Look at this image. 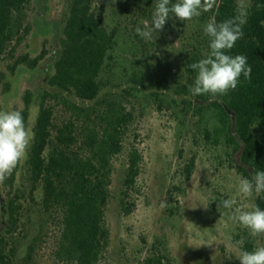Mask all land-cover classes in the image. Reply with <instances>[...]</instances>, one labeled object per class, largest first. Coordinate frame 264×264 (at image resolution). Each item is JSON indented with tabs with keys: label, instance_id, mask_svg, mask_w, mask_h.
I'll list each match as a JSON object with an SVG mask.
<instances>
[{
	"label": "rangeland",
	"instance_id": "374dc122",
	"mask_svg": "<svg viewBox=\"0 0 264 264\" xmlns=\"http://www.w3.org/2000/svg\"><path fill=\"white\" fill-rule=\"evenodd\" d=\"M70 2L36 0L26 8L28 32L16 53L36 57L45 48L49 55L36 70L20 68L11 76L7 72L10 62H0L9 83V92L0 90V110L21 111L24 93L30 90L35 99L27 128L32 133L44 92L53 95L48 101L55 106L58 124L70 116L62 100L81 107L90 105L70 96L63 99L46 83L48 74L53 73H48V67ZM100 16L109 29L117 25L107 4H103ZM131 31L120 30L100 76L99 100L112 97L134 119L125 150L113 161L112 194L105 219L110 244L99 264H146L154 256L164 257L169 264H240L235 257L239 250L236 241L251 239L253 248L264 246V235L251 237L229 219L230 210L217 207L230 197L256 205L258 195L245 200L237 193L239 178L243 177L237 170L239 152L234 153L235 147L228 146L224 138L215 141L213 135L219 126L211 109L199 112L192 97L181 94L187 78L184 50L175 36L169 41L158 30L153 42L145 41L144 48L137 50ZM205 131L211 133L209 138ZM130 145L140 150L143 161L136 186L127 199L134 209L125 214L120 193ZM192 160L194 167L188 174ZM25 161L18 165L13 188L0 184V238L6 230L8 196L20 190L21 217L11 238L16 261L30 255L29 264H63L56 258L61 218L43 212L40 191L35 192L33 200L30 198Z\"/></svg>",
	"mask_w": 264,
	"mask_h": 264
},
{
	"label": "trees",
	"instance_id": "16d2710c",
	"mask_svg": "<svg viewBox=\"0 0 264 264\" xmlns=\"http://www.w3.org/2000/svg\"><path fill=\"white\" fill-rule=\"evenodd\" d=\"M36 0H0V62L9 61L7 72L13 76L18 69L36 70L48 57L44 48L36 57L17 55V47L28 32L26 8ZM236 0H217V6L192 21L182 22L174 16L168 18L162 32L170 41L174 37L184 50L183 65L187 84L181 94L196 102L198 111L211 109L218 128L215 141L224 138L228 146L239 152L238 172L251 178L256 170H264V0H252L243 37L230 55L242 54L251 66V79L240 78L237 89L223 96H193L188 87L195 73L187 66L203 58L208 51L209 38L203 27L212 16L218 22L235 14ZM107 4L117 25L109 29L100 16ZM154 0H71L62 21L57 50L51 58L46 80L47 86L63 99L73 97L88 107L62 100L70 116L58 124L55 106L49 104L53 95L44 92L33 127V140L25 161L29 196L33 200L40 191V203L46 214L61 218V232L56 258L63 264H99L110 244V231L106 225V211L111 199L114 159L125 150V140L134 117L121 102L112 97L99 100L100 76L110 53L116 46L121 29H132L131 38L137 50L144 48L136 32L141 21L151 18ZM176 46V44H175ZM8 75L0 70V90L9 92ZM35 96L27 90L20 111L27 127ZM233 114L234 117L231 116ZM209 138L211 133L205 131ZM142 153L134 145L128 147L122 190L121 206L131 214L134 204L129 203L131 192L141 174ZM194 160L188 167V174ZM19 166L3 183L14 187ZM23 193L20 190L8 196L6 230L0 238V264H29L30 255L16 261V249L11 238L18 229ZM256 206L264 209V193L258 195ZM245 250L253 249V242L244 243ZM146 264H169L162 256H154Z\"/></svg>",
	"mask_w": 264,
	"mask_h": 264
},
{
	"label": "clouds",
	"instance_id": "9594fccd",
	"mask_svg": "<svg viewBox=\"0 0 264 264\" xmlns=\"http://www.w3.org/2000/svg\"><path fill=\"white\" fill-rule=\"evenodd\" d=\"M216 6L217 0H154L150 20H142V26H137L135 32L143 40L153 42L169 17L174 16L182 22L192 21ZM249 7L250 0H237L232 17L218 22L212 16L204 25L203 32L209 38L208 51L203 58L187 66L195 73L194 82L188 87L191 95L223 96L237 89L241 76L246 81L251 79L252 69L247 57L229 54L244 35L242 28L247 22ZM33 137L20 111L0 110V184L27 158ZM237 193L245 200L264 193V170L254 171L250 179L239 178ZM217 207L230 210L229 219L246 229L251 237L264 235V209L259 206L240 203L230 197ZM236 244L239 250L235 257L240 264H264V246L244 250V240L236 241Z\"/></svg>",
	"mask_w": 264,
	"mask_h": 264
},
{
	"label": "water",
	"instance_id": "95a60500",
	"mask_svg": "<svg viewBox=\"0 0 264 264\" xmlns=\"http://www.w3.org/2000/svg\"><path fill=\"white\" fill-rule=\"evenodd\" d=\"M231 116L234 117L233 114H231Z\"/></svg>",
	"mask_w": 264,
	"mask_h": 264
}]
</instances>
